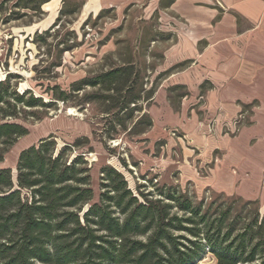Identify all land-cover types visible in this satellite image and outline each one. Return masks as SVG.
I'll use <instances>...</instances> for the list:
<instances>
[{
  "label": "rangeland",
  "instance_id": "obj_1",
  "mask_svg": "<svg viewBox=\"0 0 264 264\" xmlns=\"http://www.w3.org/2000/svg\"><path fill=\"white\" fill-rule=\"evenodd\" d=\"M219 2L0 0V81L10 77L12 89L52 103L9 120L28 131L0 161L13 185L22 150L48 136L58 149L87 139L65 156L87 161L95 202L102 168L110 167L136 196L175 188L211 214L233 197L256 200L263 211L262 168L250 163L264 150V129L246 128L257 104L220 101L201 64L208 29L226 12ZM112 69L122 73L118 92L74 89ZM60 90L65 101L52 96ZM241 205L232 208L239 212ZM194 264H215V258L204 248Z\"/></svg>",
  "mask_w": 264,
  "mask_h": 264
},
{
  "label": "trees",
  "instance_id": "obj_2",
  "mask_svg": "<svg viewBox=\"0 0 264 264\" xmlns=\"http://www.w3.org/2000/svg\"><path fill=\"white\" fill-rule=\"evenodd\" d=\"M121 76L112 69L74 89L118 92ZM9 78L0 81V161L28 135L9 120L52 104L12 89ZM52 96L66 100L61 90ZM83 141L58 149L48 136L22 150L15 186L10 170L0 168V264H194L204 248L215 264H264V210L257 201L233 197L211 214L175 188L159 189L158 197L137 193L140 199L119 172L104 167L95 202L87 161L65 156ZM233 203L242 210L234 211Z\"/></svg>",
  "mask_w": 264,
  "mask_h": 264
},
{
  "label": "crops",
  "instance_id": "obj_3",
  "mask_svg": "<svg viewBox=\"0 0 264 264\" xmlns=\"http://www.w3.org/2000/svg\"><path fill=\"white\" fill-rule=\"evenodd\" d=\"M219 1L220 8L226 12L220 23L208 29L209 43L202 50L201 64L208 67L207 77H210L220 101L229 97L231 102L238 99L236 102L242 101L245 105L252 102L257 104L251 124L246 128L261 125L264 129V0ZM233 76L236 80L230 79ZM231 82L236 84H230ZM233 88L240 90L242 94L231 92ZM222 92L227 96L223 97ZM253 142L256 139L251 140L250 144ZM226 155L227 153L224 154V159ZM252 160L251 167L262 168L259 180L261 184L264 179V150ZM232 162L242 167L238 159L233 161L232 158Z\"/></svg>",
  "mask_w": 264,
  "mask_h": 264
},
{
  "label": "bare ground",
  "instance_id": "obj_4",
  "mask_svg": "<svg viewBox=\"0 0 264 264\" xmlns=\"http://www.w3.org/2000/svg\"><path fill=\"white\" fill-rule=\"evenodd\" d=\"M70 114V113H69Z\"/></svg>",
  "mask_w": 264,
  "mask_h": 264
}]
</instances>
